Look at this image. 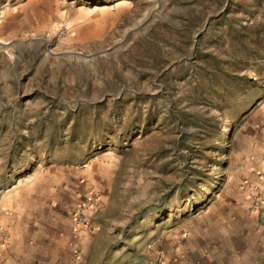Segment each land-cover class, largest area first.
I'll use <instances>...</instances> for the list:
<instances>
[{"label":"rangeland","instance_id":"obj_1","mask_svg":"<svg viewBox=\"0 0 264 264\" xmlns=\"http://www.w3.org/2000/svg\"><path fill=\"white\" fill-rule=\"evenodd\" d=\"M207 110L218 123L199 129ZM253 125L264 0H0V193L80 172L95 232L101 213L146 264L191 261L247 212Z\"/></svg>","mask_w":264,"mask_h":264},{"label":"crops","instance_id":"obj_2","mask_svg":"<svg viewBox=\"0 0 264 264\" xmlns=\"http://www.w3.org/2000/svg\"><path fill=\"white\" fill-rule=\"evenodd\" d=\"M252 130L253 140L239 162L243 192L239 198L246 211L252 187L264 183V132L258 134L260 125ZM67 174L64 167L50 168L0 193V229L7 233L0 243V264H146L145 251L122 244L121 238L131 235L108 230L103 214L98 215L100 228L94 234L76 229L72 211L86 191L77 182L80 172H71L74 175L68 178ZM227 228L225 244L196 248L193 260L171 264H264V223L257 215L247 211Z\"/></svg>","mask_w":264,"mask_h":264},{"label":"built area","instance_id":"obj_3","mask_svg":"<svg viewBox=\"0 0 264 264\" xmlns=\"http://www.w3.org/2000/svg\"><path fill=\"white\" fill-rule=\"evenodd\" d=\"M100 197L98 194L90 192L83 203L76 207L72 214L74 216V225L76 229H82L88 234L92 235L95 233V228L90 221L89 212H95L100 207ZM249 213L258 216L259 220L264 223V183L255 185L252 187V197L250 203L247 207ZM7 233L0 229V243L6 237ZM78 253H74V257H77ZM149 264H167L164 260L159 257L156 259H151Z\"/></svg>","mask_w":264,"mask_h":264},{"label":"trees","instance_id":"obj_4","mask_svg":"<svg viewBox=\"0 0 264 264\" xmlns=\"http://www.w3.org/2000/svg\"><path fill=\"white\" fill-rule=\"evenodd\" d=\"M171 114L174 117V119L176 120L175 124L177 123L176 125H178V127H179V122L177 120L176 114H174V113H171ZM210 114H211L210 110H207V111L201 113L200 117L203 118V120H202L203 122H199V124L197 125V128L200 129V128H204L206 126H211V127L216 126V124L218 123L217 122V117L213 116V115H210ZM180 131L181 132H185V129L181 128Z\"/></svg>","mask_w":264,"mask_h":264},{"label":"bare ground","instance_id":"obj_5","mask_svg":"<svg viewBox=\"0 0 264 264\" xmlns=\"http://www.w3.org/2000/svg\"><path fill=\"white\" fill-rule=\"evenodd\" d=\"M227 131V130H226Z\"/></svg>","mask_w":264,"mask_h":264}]
</instances>
